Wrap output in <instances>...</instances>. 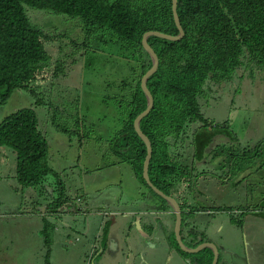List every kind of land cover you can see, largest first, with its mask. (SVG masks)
<instances>
[{
    "label": "rangeland",
    "instance_id": "rangeland-1",
    "mask_svg": "<svg viewBox=\"0 0 264 264\" xmlns=\"http://www.w3.org/2000/svg\"><path fill=\"white\" fill-rule=\"evenodd\" d=\"M30 17L51 33H58L55 28L69 29L70 35L64 40L68 44L64 45V53L73 52L75 57L64 59L66 72L54 83L41 86L45 97L53 98L55 103L37 104L29 91L17 88L4 104H0V123L23 109L35 111L39 131L49 144L47 162L51 169L40 185L23 187L17 179L15 152L11 148H0V264H89L90 238L85 236L81 226L90 217L87 220L82 215L77 217V222L70 223V227L75 228L70 229L62 228L56 216L47 221L41 215H35L43 211L44 206L47 208L61 192L60 188L54 193L53 187L46 183L64 187L63 191L74 202L77 197L81 198L86 201L88 210L95 209L93 212L137 207L145 212L154 208L152 211L157 213L161 201L140 182L131 165L119 163L110 151L114 138L122 129L123 117L119 119L114 104L104 101L115 95L122 98L119 85L125 76L123 71L115 73L111 70V64H120L114 62L120 51L106 43L89 41L74 22H59L44 17V14H31ZM88 49L90 56L86 53ZM48 52L59 56L62 51L55 43ZM108 59L110 61H106ZM245 64L238 68L237 77L222 86H215L209 92L208 100L199 99L207 119L203 130H211L214 137L208 138V132H205L194 143L196 134L192 135V140L186 143L187 150L191 145L188 154L177 160L181 172L179 190L187 197L189 206L194 203L207 209L196 215H205L200 222V229L205 232L201 234L213 242L220 237L226 238L225 235L237 236L234 233L238 231L237 222L243 221L245 214L252 210L264 209V71L253 61L247 60ZM56 68L52 61L50 70ZM109 84L113 86L109 87ZM55 107L59 109L58 113ZM214 153L216 157L212 159ZM241 167L246 168L240 170ZM66 207L59 208L56 213ZM209 211L216 213L210 215ZM123 215L126 216L125 212L117 218ZM231 216L240 219L231 222ZM65 219L69 221L70 217ZM191 221L189 230L196 232L190 235L194 246L200 239ZM123 223L126 225V221ZM50 225L60 232L54 230L51 235L53 230L45 231V226ZM247 228L254 230L250 224ZM124 229L122 237L129 243L137 234L133 229L131 232ZM161 231L158 233L162 244L166 238L167 244L176 247L177 224L163 226ZM47 236L49 244L46 243ZM253 254H249L248 264H261ZM183 256L194 262L201 260L198 254L183 253ZM229 258V254L223 257L227 261Z\"/></svg>",
    "mask_w": 264,
    "mask_h": 264
},
{
    "label": "trees",
    "instance_id": "trees-1",
    "mask_svg": "<svg viewBox=\"0 0 264 264\" xmlns=\"http://www.w3.org/2000/svg\"><path fill=\"white\" fill-rule=\"evenodd\" d=\"M31 14H44L59 22H74L89 41L106 43L120 51L114 61L120 64H111V70L123 71L125 79L119 85L123 99L115 95L104 101L114 104L119 119L123 117L122 129L112 137L110 151L119 163L131 165L140 182L153 192L143 178L147 147L134 127L137 117L147 109L141 79L152 67V59L142 40L152 31L179 34L172 0H0V104H4L17 88L29 91L37 104L55 103L53 98L45 97L41 86L54 83L66 72L64 59L75 57L73 52L64 53L69 29L55 28L58 33H51L50 29L38 25ZM178 15L185 33L182 40L174 42L155 36L148 39L158 56L159 68L147 82L154 105L140 127L153 149L150 180L166 195L179 199L184 231L196 212L207 209L194 203L189 206L187 197L182 196L178 187L181 172L177 160L188 154L191 145L187 150L186 143L192 140V135L196 134L194 143L205 132L208 138L214 137L211 130H203L207 119L199 99L208 100L215 86L237 77L238 68L244 67L247 60L264 71V0H178ZM55 43L62 51L59 56L48 52ZM86 53L91 55L89 49ZM52 61L57 66L54 71L50 70ZM77 102L79 104V100ZM55 110L58 113L59 109L55 107ZM34 112L23 109L0 123V148H11L15 152L17 179L23 187L32 188L40 185L51 172L47 162L49 144L39 131ZM77 122L80 123L79 117ZM203 147L204 143L200 144L201 150ZM211 155L212 159L216 157L215 153ZM192 160L196 162V155ZM46 185L53 187L54 193L61 188L56 200L47 205L50 212L44 218L50 221L49 217L59 208L75 202L65 194L64 187ZM155 195L161 201L160 210L170 211L167 202ZM49 227L45 226V231L53 230L52 235L55 227ZM107 232L108 225L105 235ZM204 241L200 236L194 246ZM46 243H51L48 236ZM174 244L181 251L176 240ZM198 255L201 260L195 264H211L214 258L210 249Z\"/></svg>",
    "mask_w": 264,
    "mask_h": 264
},
{
    "label": "crops",
    "instance_id": "crops-1",
    "mask_svg": "<svg viewBox=\"0 0 264 264\" xmlns=\"http://www.w3.org/2000/svg\"><path fill=\"white\" fill-rule=\"evenodd\" d=\"M78 200H80V202H78ZM262 206L264 207V204ZM44 207V211L40 210L39 214L35 215H41L44 218V216L47 215V208L46 206ZM94 210L95 209L88 210V208L86 207V201H83L81 198L77 197L76 202L73 205L69 204L64 210H61V212L59 211L63 214V216H59L60 213L53 215L57 217V221L62 225V228L67 227L70 229L75 228L70 227V223L77 222L75 220L77 217H80L82 215L86 217V220L88 217L92 218V222H90L89 218L88 222L85 225L81 226L83 228L77 227L83 230L87 238H90L89 254L91 256L89 258V264L196 263L193 260H188V258L184 257L183 253L177 250V248L173 247L172 244H167L166 238L163 239L165 243L162 244V238L160 237V234L158 232L163 230V226L169 227L172 224H174L175 226V217L172 212L159 210L157 213H154L152 211L154 210V208L150 210L151 212H145L143 208L137 207H131L127 210L123 209L121 211L107 210L106 212H93ZM79 211L80 213H78ZM123 212H125V215H129V217L123 218V215L122 217L117 218ZM209 212L211 213L210 215L216 213L212 211ZM198 214L196 216L194 215V218L191 219V226L195 228L196 231L198 230L197 233H199L198 236L200 239V236H203L205 238V235L201 234L205 231L203 229H200V227H202L200 223L201 219L205 215ZM66 216L70 217L69 221L65 219ZM238 219L240 218L231 216L230 221L236 222V220ZM124 221H126L125 226H123ZM189 221L190 220H188V222ZM188 222V227L185 228L184 231L181 229V235L183 241L189 248H196L197 246L191 245L192 240L190 241L189 236L191 230H189L190 223ZM237 223L239 225V227H237L238 231L234 232L235 234H237V236L225 235L226 238L220 237L216 242H213L210 239L206 240L205 238V241L202 243L212 242L209 244H215L216 246L222 248L219 259V262L221 264H239V262L248 264V258L251 252H254V259L258 263L264 264V209L252 210L251 212L245 214V216L243 217V221L239 220ZM249 224L254 227V230H248L247 226ZM106 225H108V232L105 235ZM124 228H126L128 231L130 230V232L131 229H133L134 233L137 234L133 235L134 238L129 243H127L124 240V237H122V229L125 230ZM257 228L258 230L256 231ZM222 230L223 228H221L220 225V231ZM55 232L59 233L60 230H56ZM111 239H113V246L112 244H110L112 249L109 248V252L103 255L102 252L107 250V245L111 243ZM226 254L230 255L228 261L227 259H223Z\"/></svg>",
    "mask_w": 264,
    "mask_h": 264
},
{
    "label": "water",
    "instance_id": "water-1",
    "mask_svg": "<svg viewBox=\"0 0 264 264\" xmlns=\"http://www.w3.org/2000/svg\"><path fill=\"white\" fill-rule=\"evenodd\" d=\"M172 13H173V17H174L176 27L179 31V34L177 36L168 35V34L157 32V31H152V32H147L144 35L143 40H142V44H143L145 51L150 55V57L152 59L151 69L141 79V87H142V90H143V92L147 98V101H148L147 109L142 114H140L134 122V127H135L136 133L142 139V141L145 143V145L147 147V156H146V159L144 162V168H143V178L146 181L147 185L153 190V192L155 194H157L159 197H161L162 199H164L167 202L168 207L173 208L172 210L174 211V215L176 216L175 223L177 224L176 242L178 243L180 249L183 252L188 253V254H199L200 252H202L205 249H210V250H212L213 255H214L212 264H218L219 259H220V253L222 251L221 247H218L215 244L202 243L199 246H197L196 248H189L185 244V242L183 241V238L181 235V229H182V224H183V212L181 210L180 205L178 204L177 200L174 197L166 195L164 192H162L156 186H154V184L151 182L150 176H149V167H150V163H151V159H152L153 149H152V144H151L149 138L143 133V131L141 130V127H140V123H141L142 119L145 118L151 112L153 105H154V99H153V96H152L148 86H147V82L158 71V68H159L158 56H157L156 52L154 51V49L149 45L148 39L152 36H155V37H159V38H163V39H167V40L176 42V41L182 40L184 35H185L183 27H182L181 22H180L179 15H178V0H172ZM44 210L45 209H43V211ZM126 217H129V215H126L123 218H126ZM123 226H125V224H123ZM112 241H113V239H111V241H110L111 243H109L107 245V247H108L107 250L102 252L103 255L107 254V252H109V250L112 249V247L110 245V244H112V246H113Z\"/></svg>",
    "mask_w": 264,
    "mask_h": 264
},
{
    "label": "flooded vegetation",
    "instance_id": "flooded-vegetation-1",
    "mask_svg": "<svg viewBox=\"0 0 264 264\" xmlns=\"http://www.w3.org/2000/svg\"><path fill=\"white\" fill-rule=\"evenodd\" d=\"M175 198V197H174ZM176 200H177V202H178V204L180 205V201H179V199H177V198H175ZM180 207H181V205H180ZM171 209H170V212H172V214L174 215V211L172 210L173 208L172 207H170ZM181 210H182V208H181ZM167 211H169V210H167ZM182 212H183V210H182ZM47 214V213H46ZM57 214V213H56ZM55 214V215H56ZM174 217H175V220H176V216L174 215Z\"/></svg>",
    "mask_w": 264,
    "mask_h": 264
},
{
    "label": "clouds",
    "instance_id": "clouds-1",
    "mask_svg": "<svg viewBox=\"0 0 264 264\" xmlns=\"http://www.w3.org/2000/svg\"><path fill=\"white\" fill-rule=\"evenodd\" d=\"M78 202H80V200H78Z\"/></svg>",
    "mask_w": 264,
    "mask_h": 264
}]
</instances>
